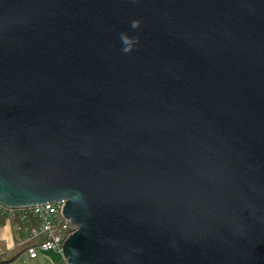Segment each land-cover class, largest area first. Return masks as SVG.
<instances>
[{
    "label": "water",
    "instance_id": "95a60500",
    "mask_svg": "<svg viewBox=\"0 0 264 264\" xmlns=\"http://www.w3.org/2000/svg\"><path fill=\"white\" fill-rule=\"evenodd\" d=\"M62 199L69 264H264V0H0V205Z\"/></svg>",
    "mask_w": 264,
    "mask_h": 264
},
{
    "label": "built area",
    "instance_id": "2783aa9c",
    "mask_svg": "<svg viewBox=\"0 0 264 264\" xmlns=\"http://www.w3.org/2000/svg\"><path fill=\"white\" fill-rule=\"evenodd\" d=\"M64 204L65 200L62 199L19 208L0 205V210L20 218L23 243L33 242L26 249L30 257H36L39 251L52 250L61 255L62 264H69L63 255V244L73 232L74 225L64 216Z\"/></svg>",
    "mask_w": 264,
    "mask_h": 264
},
{
    "label": "crops",
    "instance_id": "0c3cea01",
    "mask_svg": "<svg viewBox=\"0 0 264 264\" xmlns=\"http://www.w3.org/2000/svg\"><path fill=\"white\" fill-rule=\"evenodd\" d=\"M20 223L19 217L12 216L0 210V247L4 248L7 252L13 251L23 244L24 233L19 228ZM48 252L50 251H40L33 258L25 250L20 252L12 261L5 264H51L44 257Z\"/></svg>",
    "mask_w": 264,
    "mask_h": 264
},
{
    "label": "clouds",
    "instance_id": "9594fccd",
    "mask_svg": "<svg viewBox=\"0 0 264 264\" xmlns=\"http://www.w3.org/2000/svg\"><path fill=\"white\" fill-rule=\"evenodd\" d=\"M131 27L136 29L139 27V21H132ZM121 43L123 45L122 51L129 53L133 50L134 46L138 43V37H129L126 33H121Z\"/></svg>",
    "mask_w": 264,
    "mask_h": 264
},
{
    "label": "trees",
    "instance_id": "16d2710c",
    "mask_svg": "<svg viewBox=\"0 0 264 264\" xmlns=\"http://www.w3.org/2000/svg\"><path fill=\"white\" fill-rule=\"evenodd\" d=\"M33 244V242H30ZM30 243H23L22 246H20L19 248L13 250V251H5L4 248H2V251H0V264H5L8 263L10 261H12L14 258L17 257V255L22 252L25 251L27 249V246Z\"/></svg>",
    "mask_w": 264,
    "mask_h": 264
},
{
    "label": "rangeland",
    "instance_id": "374dc122",
    "mask_svg": "<svg viewBox=\"0 0 264 264\" xmlns=\"http://www.w3.org/2000/svg\"><path fill=\"white\" fill-rule=\"evenodd\" d=\"M46 254L47 255H45L44 257L47 262H51V264H62L61 255L59 253L50 251ZM39 260L41 259L39 258Z\"/></svg>",
    "mask_w": 264,
    "mask_h": 264
}]
</instances>
